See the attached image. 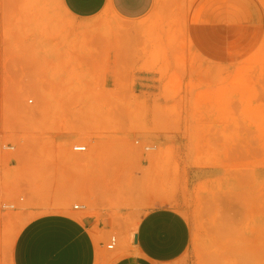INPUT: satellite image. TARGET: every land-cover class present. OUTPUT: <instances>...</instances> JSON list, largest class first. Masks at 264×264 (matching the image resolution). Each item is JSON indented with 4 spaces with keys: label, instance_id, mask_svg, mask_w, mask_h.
Masks as SVG:
<instances>
[{
    "label": "rangeland",
    "instance_id": "374dc122",
    "mask_svg": "<svg viewBox=\"0 0 264 264\" xmlns=\"http://www.w3.org/2000/svg\"><path fill=\"white\" fill-rule=\"evenodd\" d=\"M0 1L15 22L6 38L21 31L67 45L52 48L41 78L25 86L13 73L5 78L20 94L0 98V264H12L30 219L70 214L75 204L84 205L78 218L113 221L107 252L110 235L118 243L127 230L131 239L144 211L168 205L191 227L177 264H264L259 29L235 30L210 59L189 29L196 0H155L138 21L107 14L82 22L66 18L58 0ZM256 2L259 14L264 0ZM34 15L44 18L29 26ZM76 187L87 195H70Z\"/></svg>",
    "mask_w": 264,
    "mask_h": 264
},
{
    "label": "crops",
    "instance_id": "0c3cea01",
    "mask_svg": "<svg viewBox=\"0 0 264 264\" xmlns=\"http://www.w3.org/2000/svg\"><path fill=\"white\" fill-rule=\"evenodd\" d=\"M57 3L66 18L81 22L107 14L138 21L151 12L155 0H58ZM6 5L0 1V98L20 94L6 85L7 74L13 73L19 86L22 83L25 86L27 79L42 77L43 62H53L52 48L67 46L58 39L21 38V31L17 39L6 38L10 24L15 23L4 13ZM256 8V0H196L189 14L194 46L212 59L217 56L218 47L230 46L235 30L240 27L259 29L264 40V9L258 14ZM42 17L34 15L28 25ZM14 63L17 71L11 68ZM113 228V221L95 216L78 218L60 212L38 215L18 233L12 248V264H177L191 241L187 217L168 205L144 211L135 229H131V239L127 230L122 231L115 249L107 252L102 239Z\"/></svg>",
    "mask_w": 264,
    "mask_h": 264
},
{
    "label": "built area",
    "instance_id": "2783aa9c",
    "mask_svg": "<svg viewBox=\"0 0 264 264\" xmlns=\"http://www.w3.org/2000/svg\"><path fill=\"white\" fill-rule=\"evenodd\" d=\"M86 148H87V146L84 145V144H75V145L72 146V150L75 151V152H79V153L86 151ZM150 148H153V147H151V146H146L145 147L146 150H148ZM12 207H13V205L9 206V208H12ZM83 208H84V205H82V204H75L73 206L74 210H81ZM117 241H118V239H117V237L115 235H110L109 238H108V241L106 243V249H108V250L115 249V247L117 245Z\"/></svg>",
    "mask_w": 264,
    "mask_h": 264
},
{
    "label": "bare ground",
    "instance_id": "6f19581e",
    "mask_svg": "<svg viewBox=\"0 0 264 264\" xmlns=\"http://www.w3.org/2000/svg\"><path fill=\"white\" fill-rule=\"evenodd\" d=\"M86 133H87V132H86ZM86 133H85V135L88 134V133H87V134H86ZM83 135H84V134H83ZM88 135H90V134H88ZM88 135H87V136H88ZM90 146H91V148L89 149L90 151L87 152V154H86L87 157H86L85 155H84L83 157L86 158L85 160L89 159V160L91 161V158L94 156V151H95V150H94V148H93V147H94L93 145L90 144ZM79 157L83 158L82 156H79ZM79 157L76 156V160H77V162H78V161L80 162V160H81ZM74 158H75V156H74ZM77 158L80 159V160H78ZM82 160H83V159H82ZM82 160H81V161H82ZM85 160H84V161H85ZM89 160H87V161H89ZM73 161H74V160H73ZM87 161H85V162H87ZM79 162H78V163H79ZM84 190H85V189H83L82 187H76L74 190L71 191L72 193H70V195H74V197H75V195L78 196V194H79V195L81 194V195H83V196H84V195H87V194L84 192ZM82 193H83V194H82ZM72 197H73V196H72ZM67 211H68L70 214H73V215H75V216H78V215H79V213L76 212V211H74V210L67 209ZM133 224H134V223H133ZM134 226H135V225H134ZM134 226H132V228H133ZM133 229H135V227H134Z\"/></svg>",
    "mask_w": 264,
    "mask_h": 264
}]
</instances>
